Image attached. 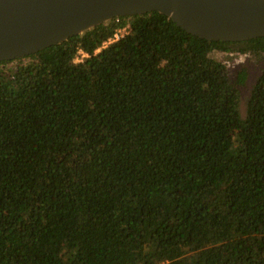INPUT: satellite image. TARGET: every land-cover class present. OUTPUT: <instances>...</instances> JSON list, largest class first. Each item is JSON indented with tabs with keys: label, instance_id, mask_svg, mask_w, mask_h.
I'll return each instance as SVG.
<instances>
[{
	"label": "trees",
	"instance_id": "16d2710c",
	"mask_svg": "<svg viewBox=\"0 0 264 264\" xmlns=\"http://www.w3.org/2000/svg\"><path fill=\"white\" fill-rule=\"evenodd\" d=\"M119 20L0 62V264H264V36Z\"/></svg>",
	"mask_w": 264,
	"mask_h": 264
},
{
	"label": "water",
	"instance_id": "95a60500",
	"mask_svg": "<svg viewBox=\"0 0 264 264\" xmlns=\"http://www.w3.org/2000/svg\"><path fill=\"white\" fill-rule=\"evenodd\" d=\"M151 12L208 41L264 36V0H0V62L38 53L114 18Z\"/></svg>",
	"mask_w": 264,
	"mask_h": 264
},
{
	"label": "rangeland",
	"instance_id": "374dc122",
	"mask_svg": "<svg viewBox=\"0 0 264 264\" xmlns=\"http://www.w3.org/2000/svg\"><path fill=\"white\" fill-rule=\"evenodd\" d=\"M211 56L225 64L232 81L236 80L238 72L242 70L246 72L245 82L237 86L239 93L238 106L240 114L243 116L250 89L264 70V54L261 57H256L254 55H231L214 52Z\"/></svg>",
	"mask_w": 264,
	"mask_h": 264
},
{
	"label": "built area",
	"instance_id": "2783aa9c",
	"mask_svg": "<svg viewBox=\"0 0 264 264\" xmlns=\"http://www.w3.org/2000/svg\"><path fill=\"white\" fill-rule=\"evenodd\" d=\"M115 24L119 25V27L115 30L114 34L109 37L106 41H104L100 47H98L94 53H98L101 49L107 47L108 45L120 40L123 38L125 35H127L130 31V26L128 23L124 25H120V20L119 18H114ZM89 57L88 54L84 53L81 50H78L76 53V56L73 59V63L78 64L81 63L85 58Z\"/></svg>",
	"mask_w": 264,
	"mask_h": 264
}]
</instances>
